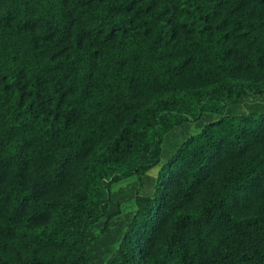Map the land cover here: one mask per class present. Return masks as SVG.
<instances>
[{
  "label": "trees",
  "instance_id": "trees-1",
  "mask_svg": "<svg viewBox=\"0 0 264 264\" xmlns=\"http://www.w3.org/2000/svg\"><path fill=\"white\" fill-rule=\"evenodd\" d=\"M0 264H264V0H0Z\"/></svg>",
  "mask_w": 264,
  "mask_h": 264
}]
</instances>
